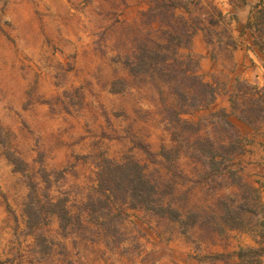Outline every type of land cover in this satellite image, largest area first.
Returning <instances> with one entry per match:
<instances>
[{
  "label": "rangeland",
  "instance_id": "rangeland-1",
  "mask_svg": "<svg viewBox=\"0 0 264 264\" xmlns=\"http://www.w3.org/2000/svg\"><path fill=\"white\" fill-rule=\"evenodd\" d=\"M212 5L0 0V264H227L258 245L229 233L225 176L191 153L205 137L225 154L241 147L224 113H179L196 131L172 113L176 87L190 90L170 70L188 67V11ZM105 160L138 163L174 211L107 197Z\"/></svg>",
  "mask_w": 264,
  "mask_h": 264
},
{
  "label": "crops",
  "instance_id": "crops-1",
  "mask_svg": "<svg viewBox=\"0 0 264 264\" xmlns=\"http://www.w3.org/2000/svg\"><path fill=\"white\" fill-rule=\"evenodd\" d=\"M205 1L201 0V3ZM209 1L213 4L211 7L217 16L213 11L205 12L203 9L201 13L192 15L188 8L190 19L194 21L193 28L187 42L178 50H184L185 54L180 51L183 60L190 59L195 73L203 76L204 81L212 83L216 88L213 102L201 108L221 110L232 126L234 139L241 141V147L235 146L232 153L226 154L225 157L216 156L215 161L219 163V168H209V171L218 177L225 176L224 187L232 202L231 206L229 203L225 209L227 230L236 237L245 239V243L251 244L250 242L254 241L258 242V245L238 246L233 257H226L225 261L227 264H262L264 117L253 124L247 123L239 117V111L232 107L231 96L235 94L240 82H247L258 88L264 86V49L258 44L259 41L264 44V36L258 40L255 29L256 15L264 8V0ZM242 143H245L243 149ZM205 172L206 170H203L200 174ZM222 197L225 196L220 198ZM241 210H245L247 214L245 221H241V217L236 213L229 214V211L233 213ZM214 234L220 235L217 231ZM257 249L261 252L259 255L255 253ZM247 251H252L254 255H244ZM251 257L254 259L251 260Z\"/></svg>",
  "mask_w": 264,
  "mask_h": 264
},
{
  "label": "trees",
  "instance_id": "trees-1",
  "mask_svg": "<svg viewBox=\"0 0 264 264\" xmlns=\"http://www.w3.org/2000/svg\"><path fill=\"white\" fill-rule=\"evenodd\" d=\"M255 29L258 33V40L264 36V8L256 15ZM258 44L264 49V44L259 41ZM174 64L170 70L183 74V81L190 86V90L184 92L176 87L180 100V109L172 111L177 122L182 123L185 127H191L193 131L197 128L193 127L187 120L181 119L178 115L181 112H189L202 106L210 105L216 94L215 86L203 80V76L196 74L194 68L189 67L190 59L186 62L184 69L179 68L178 60H174ZM136 72L137 66L132 68ZM163 71V67L160 66ZM232 107L239 111V117L249 124H253L258 119L264 117V86L258 88L247 82L237 84L235 94L231 96ZM192 155L197 159L205 161L207 158L208 165L211 170H217L219 163L215 161L216 156L225 157V148L215 146L213 141L207 137L198 139L192 145ZM160 154L168 156V150L162 148ZM206 157V158H205ZM100 185L109 190L107 197L118 199L116 191L121 192L122 202L128 203L131 207H138L148 210L153 214H170L174 211L169 202L165 203L163 191L158 190V183L152 182L150 177L143 171L142 166L136 162H115L105 160L100 171ZM241 253V252H240ZM259 255V249L255 250Z\"/></svg>",
  "mask_w": 264,
  "mask_h": 264
}]
</instances>
